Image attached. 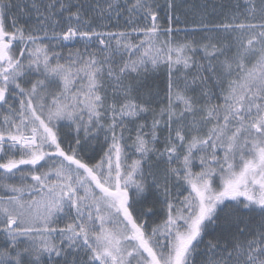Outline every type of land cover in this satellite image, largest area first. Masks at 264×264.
<instances>
[{"label":"snow or ice","instance_id":"snow-or-ice-1","mask_svg":"<svg viewBox=\"0 0 264 264\" xmlns=\"http://www.w3.org/2000/svg\"><path fill=\"white\" fill-rule=\"evenodd\" d=\"M219 7L0 0V264H264V0Z\"/></svg>","mask_w":264,"mask_h":264},{"label":"trees","instance_id":"trees-1","mask_svg":"<svg viewBox=\"0 0 264 264\" xmlns=\"http://www.w3.org/2000/svg\"><path fill=\"white\" fill-rule=\"evenodd\" d=\"M245 2V0H187V5H195L197 6V15L196 18L199 19L200 15H205L206 18L212 22V23H219L221 21L224 20V15L221 14L220 11V5L222 3H228L232 5V11L235 12L237 15H239V12L235 9V5L237 3H241L243 4ZM204 5H207V7H203ZM213 5H216V8H213ZM240 11H243V9H241ZM185 13L187 14L185 16ZM185 19H187L188 23H187V27L190 29L192 27V19H193V13L188 11V8L185 7L184 9H181V20L184 21ZM181 27H185V24H181ZM181 35H183V33H181ZM203 35V33H200L197 35V39H199V37ZM68 48L64 49V52L67 53L68 52ZM132 155V153L130 152V156ZM199 168L197 167L196 169H194V171H198ZM0 243H2V240H0Z\"/></svg>","mask_w":264,"mask_h":264}]
</instances>
